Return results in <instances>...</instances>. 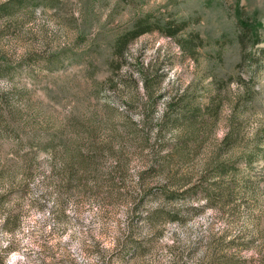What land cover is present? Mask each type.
Masks as SVG:
<instances>
[{
    "label": "rangeland",
    "instance_id": "obj_1",
    "mask_svg": "<svg viewBox=\"0 0 264 264\" xmlns=\"http://www.w3.org/2000/svg\"><path fill=\"white\" fill-rule=\"evenodd\" d=\"M0 264H264V0H0Z\"/></svg>",
    "mask_w": 264,
    "mask_h": 264
},
{
    "label": "trees",
    "instance_id": "obj_2",
    "mask_svg": "<svg viewBox=\"0 0 264 264\" xmlns=\"http://www.w3.org/2000/svg\"><path fill=\"white\" fill-rule=\"evenodd\" d=\"M150 26V24L140 25L132 34L129 33L117 37L113 43V51L124 54V52L128 50V46L131 42L145 33L152 32Z\"/></svg>",
    "mask_w": 264,
    "mask_h": 264
}]
</instances>
